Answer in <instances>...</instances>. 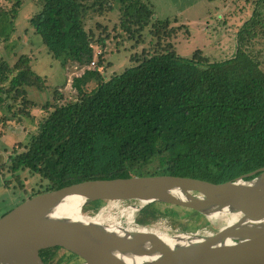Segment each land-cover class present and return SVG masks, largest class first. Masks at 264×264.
<instances>
[{
  "label": "trees",
  "instance_id": "16d2710c",
  "mask_svg": "<svg viewBox=\"0 0 264 264\" xmlns=\"http://www.w3.org/2000/svg\"><path fill=\"white\" fill-rule=\"evenodd\" d=\"M7 1L12 7L0 2V40L6 41L10 35L5 29L24 5L23 0ZM118 1L113 31L120 30L127 36L124 41H134L136 47L140 40L145 46L130 56L133 67L109 79L99 71L104 54L97 57L94 48L107 47L108 28L96 21L102 30L97 37L89 23L114 12L116 0H39V11L29 20L53 59L85 70L72 84L79 98L58 104L62 95L56 90L53 104L43 107L47 116L37 133L8 164L0 165L4 186L13 194L24 190V172L47 182L19 204L86 181L170 175L222 184L264 168V52H256V44L264 41V0L237 34L235 53L224 60H211L201 50L191 58L180 56L172 25L177 20L156 19L143 0ZM92 82L97 86L88 91ZM27 88L48 89L31 58L21 55L13 65L0 59V105L9 112L12 102L20 104L19 112L29 115L35 103ZM155 161L157 169L144 173ZM102 203L90 204L83 213L98 212ZM135 217L144 227L169 218L182 233L213 223L195 211L165 204H152ZM61 249L44 250L41 256L55 264Z\"/></svg>",
  "mask_w": 264,
  "mask_h": 264
},
{
  "label": "water",
  "instance_id": "95a60500",
  "mask_svg": "<svg viewBox=\"0 0 264 264\" xmlns=\"http://www.w3.org/2000/svg\"><path fill=\"white\" fill-rule=\"evenodd\" d=\"M72 200L81 212L95 202H131L138 204L122 216L165 204L210 222L225 218L211 232L168 235L135 221L58 216ZM52 248L78 257L74 264H264V168L222 184L170 175L86 181L36 195L0 218V264H47L41 252Z\"/></svg>",
  "mask_w": 264,
  "mask_h": 264
},
{
  "label": "rangeland",
  "instance_id": "374dc122",
  "mask_svg": "<svg viewBox=\"0 0 264 264\" xmlns=\"http://www.w3.org/2000/svg\"><path fill=\"white\" fill-rule=\"evenodd\" d=\"M116 8L112 13L105 14L102 18L93 19L89 25L97 33V37L101 33V29L95 27L96 21L102 23L108 28L107 34L110 35L107 41V47L94 46L96 56L104 54L105 64L99 68L105 78L109 79L113 75H120L126 69L133 67L130 56L134 53H141L140 49L145 46L140 40L136 47L134 41H124L127 39L120 30L113 31L119 22V1L116 0ZM150 4L155 11V18L158 20L170 19L177 20L172 25L177 29L175 37V46L177 53L184 58H191L197 50H201L202 55L211 60H224L231 58L236 51L237 34L243 25L252 17L253 12L257 8L260 0H215L209 2L207 0H143ZM1 4L12 7V3L7 0H0ZM39 0H23V7L19 12L17 19L10 29L5 31L10 35L8 41L0 40V59L7 60L13 65L19 56L27 55L31 58V66L34 72L47 81L48 89L39 91L35 88H27L28 99L35 103V107L28 109L29 115L19 112L20 104L14 105L12 102V111L3 108L6 105H0V165L8 164L11 156L15 152L26 145L31 137L35 135L39 129L41 121L46 118L47 111L43 108L46 104H53L54 94L59 90L62 99L58 102L66 103L68 101H76L79 96L73 87L74 78L80 76L85 67L77 64L69 63L66 67L61 66L60 62L53 59L47 48L41 41V37L34 33L31 29L29 20L39 11ZM13 27V28H12ZM11 30V32H10ZM120 33L123 36H118ZM148 33L146 30L144 36ZM116 37V38H115ZM149 42V35L145 38ZM16 47V48H15ZM264 52V41L262 44H256V52ZM96 57L95 62H98ZM91 67L95 64H91ZM97 86L96 82H92L86 88L88 91ZM10 103V101H9ZM21 108V107H20ZM16 113V117L14 114ZM159 166L158 161L153 162L144 169V173H153ZM5 178L0 170V218L18 206L23 198L36 191L44 190L47 182L37 176H32L28 172L21 174V180L24 182V190L13 194L12 190H7L4 186ZM13 186L16 185L14 182ZM12 186V187H13ZM138 203H119L113 204L104 202L97 204L100 206L98 212L83 213L90 217L102 215L103 218L113 219L115 221L128 222V212L123 211L130 206ZM104 205V206H103ZM125 209V210H124ZM136 214V213H135ZM134 214V221H135ZM183 213L179 212L181 216ZM186 219H184V223ZM213 229L221 226L220 221H212ZM188 227H192V223L188 222ZM201 225V224H200ZM149 229L158 231L168 235L184 234L180 231L179 226L174 227L169 218L162 217ZM207 225H204L195 233L211 232ZM194 234V233H191ZM78 262L76 258L61 249L55 258V264H74Z\"/></svg>",
  "mask_w": 264,
  "mask_h": 264
},
{
  "label": "bare ground",
  "instance_id": "6f19581e",
  "mask_svg": "<svg viewBox=\"0 0 264 264\" xmlns=\"http://www.w3.org/2000/svg\"><path fill=\"white\" fill-rule=\"evenodd\" d=\"M80 207H81V202L79 200L69 201L68 203L62 205L59 208L58 216L71 218V219H75V220H85V221H95V222H100V223H116L117 224V221H115L113 219L103 218L102 215H99V216H97L95 218L85 216L80 211ZM133 217H134V209H131L128 212V215H127L129 223L133 222V219H134ZM224 218H225V215L223 214L221 216L212 217L211 220L212 221H218V220H221V219H224Z\"/></svg>",
  "mask_w": 264,
  "mask_h": 264
},
{
  "label": "built area",
  "instance_id": "2783aa9c",
  "mask_svg": "<svg viewBox=\"0 0 264 264\" xmlns=\"http://www.w3.org/2000/svg\"><path fill=\"white\" fill-rule=\"evenodd\" d=\"M92 64H94V63H92ZM114 204H119V203H114ZM136 212H134V214H135ZM134 221V220H133Z\"/></svg>",
  "mask_w": 264,
  "mask_h": 264
}]
</instances>
